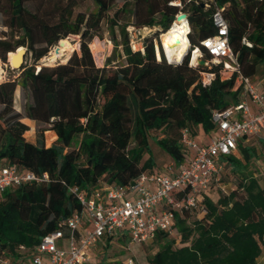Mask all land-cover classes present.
<instances>
[{"label":"trees","instance_id":"obj_1","mask_svg":"<svg viewBox=\"0 0 264 264\" xmlns=\"http://www.w3.org/2000/svg\"><path fill=\"white\" fill-rule=\"evenodd\" d=\"M80 1L0 0L7 28L0 36L4 62L20 46L38 61L67 36L82 38L79 49L64 62L39 70L25 64L16 77L0 80V160L22 171L49 175L47 181L24 183L0 194V256L9 253L22 264L45 235L81 208L71 188L90 191L127 184L145 171L159 170L150 152L154 130L163 132L154 139L156 144L180 165L189 155L183 130L194 136L197 127L213 133V113L241 100V90L234 88L236 74L223 80L217 72L204 84L202 71L208 67L192 64L199 53L197 49L192 54L195 46L211 57L201 41L216 33L215 5L202 6L199 0H125L111 13L115 0H93L95 8L88 11L78 9ZM217 3L225 5L229 42L240 68L252 77L264 63V1ZM180 11L189 15L190 45L183 59L173 62L157 49L156 37L170 29ZM105 19L111 27L119 26L121 38H113V55L98 66L90 41ZM130 23L157 28L143 37V49L132 47ZM116 52L123 62L114 65ZM19 85L28 97L24 112L15 107ZM25 118L48 124L56 135L53 143L46 144L45 128L38 130L37 141L27 140L30 127ZM260 141L264 146V139ZM238 150L243 158L233 153L221 156L224 169L244 171V159L250 161L256 152L244 141ZM261 172V177H244L217 199L210 194L212 182L198 207L176 212L177 235L158 231L150 241L157 250L144 264H264L259 261L264 252V169Z\"/></svg>","mask_w":264,"mask_h":264},{"label":"built area","instance_id":"obj_2","mask_svg":"<svg viewBox=\"0 0 264 264\" xmlns=\"http://www.w3.org/2000/svg\"><path fill=\"white\" fill-rule=\"evenodd\" d=\"M199 1L204 6L215 5L212 19L216 27L215 34L201 41L210 58L205 57L199 46L192 49V54L199 50V59H204V66L208 67L202 71V81L204 84L211 83L217 72L223 80L236 74L234 88L241 90V100L213 113L216 129L209 140L199 141L189 129L183 130L182 143L189 155L180 165L170 162L160 170L141 173L127 184L100 186L90 191L78 186L71 188L81 208L63 219L57 230L45 235L33 256L23 264H98L93 260L97 246L104 240L112 242L127 238L130 242L141 244L153 240L158 231L173 233L176 212L198 207L203 192L212 182L221 180L224 171V165L219 162L221 156L236 154L240 141L254 137L264 139V75L253 82L242 72L229 42L225 5H219L217 0ZM181 13L187 12L180 11L173 24L185 20L189 37V15L178 20L177 16ZM244 42L252 45L246 38ZM158 47L170 61L162 38L160 44L157 43ZM94 58L98 64L95 55ZM196 64L199 65L198 61ZM219 64L220 69L213 71V66ZM48 179L47 173L40 175L22 171L0 160V194L11 187ZM0 264L22 263L5 253L0 256ZM125 264L136 263L131 258Z\"/></svg>","mask_w":264,"mask_h":264},{"label":"rangeland","instance_id":"obj_3","mask_svg":"<svg viewBox=\"0 0 264 264\" xmlns=\"http://www.w3.org/2000/svg\"><path fill=\"white\" fill-rule=\"evenodd\" d=\"M125 0H115V3L113 5V9L111 10V13H113L117 8L121 7ZM95 8V3L93 0H81L80 5L78 9L81 10H91ZM3 15H0V36L3 35V30L7 29L3 25ZM124 22V20L122 21ZM156 27H138L132 23H130L127 26V30L130 32L131 36V44L132 47L135 49H140L143 47L142 45V39L143 37L152 34V32L156 31ZM20 33H17L19 35ZM163 32L157 34L156 42L158 45L160 44L161 36ZM117 37V39H120L119 35V26L111 27L109 22L105 19L103 20L101 24V29L98 34H96L93 39L90 41V46L92 48V51L94 55L96 56L98 60V66H104L107 62V59L113 55L115 46L113 42V38ZM81 36L71 34L66 37L64 40V43H68L71 45V48L69 51L65 52V55H63L61 58H57L56 60L52 61L49 59V54L51 52H56L54 49L53 51H50L47 55L40 58L38 61H35L34 59V53L28 52L25 55L24 62L22 63L21 67L25 64L33 65L35 64L36 70H39L40 67L43 66H53L57 64L58 62H64L67 57L70 56V54L74 50L79 49V45L81 43ZM163 41V37H162ZM163 45V42H162ZM36 48H39L40 45L36 44ZM27 48L26 46H24ZM59 50L64 48L63 45H58ZM13 52V51H12ZM187 52V51H186ZM66 53H69L68 56H66ZM9 56L11 57V52L9 53ZM8 56V57H9ZM199 57V55L197 54ZM197 56H195L194 60H196ZM192 60V59H191ZM123 59L119 56V54L116 52V58L112 62L114 65L118 63H122ZM19 68H13L11 65L10 60L8 59L7 62H4L0 58V80L8 79L11 77H16L18 74ZM264 75V63H261L258 67L257 72L251 77V80L253 82H256L258 79H260ZM28 97L26 96L25 92L23 91L22 87L19 85L17 87L16 93H15V107L17 110L24 112L25 104L27 102ZM1 107V106H0ZM29 124L30 129L25 133V137L29 141H37L38 139V130L45 128L44 131V140L46 144L51 145L55 138V132L50 129V126L48 124H41L34 120H26ZM212 134V133H210ZM206 135V133H203V130L201 127H197V134L196 138L198 140H203V137L209 138ZM163 136L162 131L154 130L150 133V152L154 156L155 161L157 162L158 166H160V169L164 167V165H168L171 160L170 155L163 151L161 147H159L158 144L155 142L156 137ZM203 138V139H202ZM252 145L255 148L256 152L255 155L250 159V161H247V159H244L245 168L244 171H237L234 170L233 167H227L222 172V177L219 182H214V187L210 191V194L217 199L219 194L229 193L231 190L235 189L238 185V182L242 180L246 176L254 175L257 177H261V171L264 169V146L263 144L258 141L257 137L253 138ZM73 147H75L73 145ZM146 157H148V154H146ZM243 158V157H242ZM194 219V218H192ZM173 235H177L175 230L173 231ZM157 250L156 245L147 242V243H134L130 242L129 239L124 238L123 240L119 241H103L101 244L97 246V257L93 260L95 263H106V264H125L126 262H129L131 258H133L134 262L136 264H144L148 263V259L154 254V252ZM264 260V252L259 258V261Z\"/></svg>","mask_w":264,"mask_h":264},{"label":"bare ground","instance_id":"obj_4","mask_svg":"<svg viewBox=\"0 0 264 264\" xmlns=\"http://www.w3.org/2000/svg\"><path fill=\"white\" fill-rule=\"evenodd\" d=\"M188 24L185 20H181V22H176L172 24L170 29L163 32L161 38L163 37V46L165 47L166 55L170 61H181L186 54V51L189 48L190 41L189 37L187 35L188 32ZM60 45H63L64 48L60 49L58 52H51L49 54V59L54 61L57 58H61L63 55H65L66 51L70 52L71 45L68 43H64V40H62ZM21 48V47H20ZM19 48V49H20ZM16 51H13L11 53L10 62L12 55ZM69 53H66V56H68ZM199 55V53H198ZM199 57L197 56L196 60L193 61V64H196Z\"/></svg>","mask_w":264,"mask_h":264},{"label":"water","instance_id":"obj_5","mask_svg":"<svg viewBox=\"0 0 264 264\" xmlns=\"http://www.w3.org/2000/svg\"><path fill=\"white\" fill-rule=\"evenodd\" d=\"M202 6H204V5L202 4ZM185 17H188V14L187 13H181L177 16V19L180 20V19H183ZM20 47H19L20 49L18 48L16 50V52L12 55L11 65L13 68H20L22 63L24 62L25 55L27 54V48H25L24 46H20ZM55 50H56V52L59 51V47L57 45L55 46ZM173 62H178V61H173ZM198 64L201 66H204L205 60L204 59H198Z\"/></svg>","mask_w":264,"mask_h":264},{"label":"crops","instance_id":"obj_6","mask_svg":"<svg viewBox=\"0 0 264 264\" xmlns=\"http://www.w3.org/2000/svg\"><path fill=\"white\" fill-rule=\"evenodd\" d=\"M251 106H252V108L253 109H255V106H254V104L253 103H251ZM25 120V122H27L26 120H31V119H29V118H25L24 119ZM28 123V122H27ZM29 124V123H28ZM203 136H208L209 138L207 139L206 137H203L202 139V141H207V140H209L210 139V137L212 136V134H206V135H203ZM55 138H56V135H55ZM253 141V138H249V139H247V140H244V142L246 143V144H250V145H252V142ZM258 141H260V139H258ZM34 142V141H33ZM261 142V141H260ZM262 143V142H261ZM253 146V145H252ZM236 155L238 156V157H242V155H241V153H240V151L238 150L237 151V153H236ZM169 162H174L173 160H170ZM163 168V167H162ZM161 168V169H162ZM160 170V169H159ZM96 256L94 257V259L97 257V253L95 254ZM101 264H102V262H101ZM105 264V263H104Z\"/></svg>","mask_w":264,"mask_h":264}]
</instances>
